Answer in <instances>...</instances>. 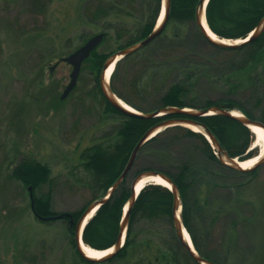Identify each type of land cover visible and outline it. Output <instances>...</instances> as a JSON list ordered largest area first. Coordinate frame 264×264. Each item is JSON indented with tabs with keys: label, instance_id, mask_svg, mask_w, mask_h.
Returning a JSON list of instances; mask_svg holds the SVG:
<instances>
[{
	"label": "trees",
	"instance_id": "trees-1",
	"mask_svg": "<svg viewBox=\"0 0 264 264\" xmlns=\"http://www.w3.org/2000/svg\"><path fill=\"white\" fill-rule=\"evenodd\" d=\"M200 1L171 0L168 20L161 33L151 43L162 51H159L157 57H152L150 54L145 57L144 53L149 48L145 47L119 61L111 76V90L124 102L145 114L169 107L198 111L219 107L229 111H241L247 118L259 122L260 120L246 105L234 97L245 87L232 75L264 63V32L256 40L237 47L215 45L204 35L196 22ZM32 2L39 11L45 12L47 4L43 3L44 1L32 0ZM162 4L163 0H86L84 2L85 20L91 24L104 22V30L100 32L105 33L103 43L110 36V32H114L117 40H125L124 45H119L117 49L109 52H99L100 45L84 62L79 77L80 80L81 75L86 72L90 79L91 84L86 91L88 98L94 101L100 97L108 113L120 114L123 117L115 134L106 136L108 141L88 147L82 154V167L89 175V180L85 184L91 188L92 198L77 211L55 212L52 209V179L47 165L36 161H24L12 171L14 179L22 182L24 186H32L35 212L39 220L51 222L52 219L46 221L41 217L64 215L63 219L69 224L70 243L75 247L84 264H200L177 234L173 217L175 200L173 192L163 185L154 183L147 184L140 191L129 215L124 246L117 254L100 262H92L85 259L77 249L75 225H71L68 214L76 224L92 203L108 195L109 190L126 168L134 148L153 127L167 120H191L205 126L231 158L243 162L260 154L258 146L253 145L256 135L235 118L220 114L198 116L173 113L154 118L131 116L115 109L105 98L101 88V74L105 62L116 52L143 41L153 32ZM206 18L210 30L218 37L228 40L246 39L264 19V0H209ZM189 23L194 25L192 33L182 34L178 29L179 26ZM172 24L177 28L172 34H168ZM190 36H193L192 39L206 42L219 52L242 57L236 63H229L228 70L218 77L220 85L227 87L233 97L208 98L194 95L199 81L211 78L208 70L212 64L211 61L203 62L194 58V49L189 46ZM122 67H130L135 71L132 76L124 77L126 89L131 90L130 94L136 97L153 96L150 107L146 108L134 103L129 93L127 95L125 91V93L121 91L119 74ZM169 80L171 83L165 91H162V85ZM258 81L257 78L252 79L248 87H254ZM77 87L78 84L71 93ZM260 102L261 99L257 98L256 103ZM260 122L264 124V119ZM183 142L187 145L184 153L177 149ZM137 165H141L138 170ZM259 168L260 166L248 171H238L222 163L218 150L213 148L203 134L182 126L167 128L142 146L127 178L88 221L84 229L83 241L97 250L113 247L118 240L125 208L132 195L131 186L134 179L141 172L156 171L167 175L176 185L181 198L183 224L201 257L215 264H253L252 260L255 257H246L247 249L240 246L238 227L242 225L246 232H250L252 222L254 223L258 218L257 207L253 202L243 200V191L238 187H234L237 193L233 196L231 194L228 199L220 197L221 199L217 200L212 198V194L215 195V191L219 189L231 190L226 176L252 178L257 175ZM47 184L50 187L47 193L41 196L35 194V191ZM246 208L250 210L248 213H245ZM228 215H233L231 220L233 229L225 234L227 238L219 252L205 249L202 233L199 234L197 230L201 227L200 222L205 218L216 222L222 216ZM138 222L151 225L150 234L164 238L154 263L148 260L147 256L142 255V246H149L152 240L139 243L136 234ZM162 224L169 227L167 235L164 236L160 229L155 227ZM254 250L255 248L253 252Z\"/></svg>",
	"mask_w": 264,
	"mask_h": 264
},
{
	"label": "rangeland",
	"instance_id": "rangeland-1",
	"mask_svg": "<svg viewBox=\"0 0 264 264\" xmlns=\"http://www.w3.org/2000/svg\"><path fill=\"white\" fill-rule=\"evenodd\" d=\"M42 1L47 4L45 12L39 11L32 0H0V264H84L70 243L68 222L64 219L39 220L31 206L29 187L32 186H24L14 179L12 171L24 161L47 165L52 179V209L55 212L77 211L93 196L91 188L85 184L89 175L82 167L83 152L108 141L106 136L115 134L123 120L120 114L108 113L100 97L92 101L86 96L91 84L86 72L81 75L77 89L65 100L61 99L72 71L61 59L104 30V22L91 24L85 20L83 5L86 0ZM193 27L189 23L178 29L189 35ZM176 28L172 24L167 33L172 34ZM192 38L190 36L189 46L194 49V58L212 64L208 70L211 78L199 81L194 95L233 97L227 87L220 85L218 77L228 70L229 63H236L242 57L219 52L206 42ZM124 43V39L117 40L114 32H110L98 51L109 52ZM149 45L144 56L157 57L162 50L157 45ZM52 67H55L53 71ZM133 74V68L122 67L119 88L129 93L134 103L148 108L153 96L136 97L124 86L125 78ZM232 76L245 87L234 97L262 121L264 63ZM254 78L258 83L248 87ZM109 83L111 86V78ZM170 83V80L164 83L161 90L165 91ZM257 98L261 99L259 104ZM186 146L183 142L177 149L184 153ZM258 148L261 152V146ZM140 167L137 165L136 169ZM226 179L231 190H216L212 198L228 199L237 193L234 187H238L243 191V200L257 207L258 218L252 222L250 232L240 225L238 235L240 246L247 249L245 256L255 257L253 264H264V163L255 177L226 176ZM49 188L48 184L44 185L35 194L41 196ZM249 211L246 208L245 213ZM232 217L222 216L216 222L205 218L200 222V229H196L202 233L205 249L219 252L227 238L225 234L233 229ZM136 227L139 243L152 240L149 246L143 245L141 251L154 263L164 238L150 234L151 225L144 222H138ZM155 227L163 236L167 235L169 227L166 224ZM254 248L258 250L253 252Z\"/></svg>",
	"mask_w": 264,
	"mask_h": 264
},
{
	"label": "water",
	"instance_id": "water-1",
	"mask_svg": "<svg viewBox=\"0 0 264 264\" xmlns=\"http://www.w3.org/2000/svg\"><path fill=\"white\" fill-rule=\"evenodd\" d=\"M208 1L209 0H201L200 1V4H199L198 9H197L196 22H197L198 26L200 27V29L202 30V32L204 33V35L215 45H218L221 47H237V46H240L242 44L249 43V42L256 40L264 32V19H263L262 22L260 23V25L246 39H244V41L241 43H237L238 41L228 40V39H224V38H220V37H218V39L220 41L213 40L211 38V36L209 35V33L207 32V29L205 28V26L203 24V18H205V21L208 25L207 18H206V8H207ZM170 6H171V0H163L162 9H161L156 27L153 30V32L146 39H144L143 41H141L137 44H134L133 46H130L128 48H125L121 51L116 52L111 57H109L107 59V61L105 62V65H104V68H103V71L101 74V88H102L103 94H104L105 98L107 99V101L115 109H117V110H119V111H121L127 115H131V116L154 118V117H159V116L168 115V114H172V113L173 114H192V115H198V116L220 114V115L232 117V118L239 120L242 124H244L246 127H248L254 134H256V133L253 131V129H252L253 127H258V128H261L264 130V124L263 123L258 122V121H253L241 113H240L241 116H236V115H234V111L221 109L219 107H212L210 109H206V110H202V111H198V110H194V109H188V108L169 107V108L159 109V110L154 111V112L149 113V114H145L143 112L138 111L135 108L134 109L136 110V112L129 111L121 105L119 100H122V99L119 98L114 92H112L111 86L109 83L110 81H108V82L106 81L107 70L112 65H114V69H115L116 64L119 61H121L123 58H125L128 55H132L135 52L141 50L142 48L151 44L156 39V37L163 30L166 21L168 20ZM162 15H163L162 21L159 23ZM208 28H209V25H208ZM104 38H105V33L96 34V35L92 36L91 38H89L81 47L76 49L70 55L61 59L62 62L67 63L72 67V71L70 73V81H69L68 85L66 86V88L64 89V92L61 96L62 100H65L71 94V92L75 89V87L78 84V80H79L84 62L88 58H90L92 52H94L103 43ZM226 42H232V43H226ZM54 68L55 67H52L51 71H53ZM175 126H182V127H186V128H189L188 126H195V127L202 128L204 130V132H198V133L203 134L209 140V142L212 144L213 148H216L218 150L219 158L222 161V163H224L225 165H228V166H230V167H232L238 171L252 170V169H255V168L261 166L264 163V157H263L253 168L245 169L244 167H242L241 161H239L238 159H234V158L229 157L227 155V153H225L223 151V149L220 147V145L217 142V140L215 139V137L211 134L210 131L207 130V128L205 126L198 124L194 121L173 119V120H167V121H164V122L158 124L157 126L150 129L142 137V139L139 141V143L136 145V147L134 148V150L131 154V157L129 159V162H128L126 168L124 169L123 173L121 174L119 179L116 181V183L113 185V187L109 190L108 195L106 197H104L103 199L95 201L94 203H92L87 208V210L83 213V215L79 219V221L77 222V224L75 226V232H74L76 244H77V249H78L79 253L85 259L92 261V262H100V261H103V260H106V259L113 257L115 254H117L120 251L121 248H123L125 240H126L127 231H128V221H129V215H130L131 209H132L133 205L135 204L140 191L147 184L144 185L140 189V191H138V192H137V185L145 178H156V177H158L170 185V187L168 186L167 188H169L175 196L174 209H173L174 224H175V228L177 230V234H178L179 238L181 239V241L183 242L184 246L191 253V255L194 257V259L197 262H199L200 264H215V263L201 257L199 255L198 251L197 250L194 251L191 248V245L189 243H187V241L185 240L184 232H185V230L187 231V229L185 228L183 221H182V204H181V198H180L179 191H178L176 185L173 183V181L167 175L160 173V172H156V171L141 172L134 179L132 186H131L132 195H131V198L127 204V209L125 211V214H124V217H123V220L121 223V228H120L118 240L113 247L109 248V249H113V252L110 253L109 255L103 257L102 259L96 260V259L89 258L84 253V251L82 249V243H84L83 233H84V229L88 223V221L86 223H85V221H86L87 217L89 216V214H91L93 211H97L101 205L106 203L108 201V199L110 198V196L112 195V193L114 192V190L117 189L123 183V181L127 178L131 169L133 168V165H134L135 160L137 158L138 152L140 151L142 146L145 145L149 140H151L153 137H155L161 131H163L167 128H170V127H175ZM189 129H191V128H189ZM192 131H194V130H192ZM194 132H196V131H194ZM148 184H151V183H148ZM29 191H30V198L32 201V203H31L32 210H33L34 214L37 215V213L35 212V204H34V200H33L34 196H33V192H32V187H29ZM68 216L70 217L71 225H74L75 221L71 218L70 214H68ZM41 218H43L46 221H48L50 219L57 220V219H63L64 215L62 214V215H56V216H50V217H41ZM109 249L101 250V251H107Z\"/></svg>",
	"mask_w": 264,
	"mask_h": 264
},
{
	"label": "bare ground",
	"instance_id": "bare-ground-1",
	"mask_svg": "<svg viewBox=\"0 0 264 264\" xmlns=\"http://www.w3.org/2000/svg\"><path fill=\"white\" fill-rule=\"evenodd\" d=\"M162 18H163V15L159 21V23L162 21ZM203 24L205 26V28L207 29V32L209 33V35L211 36V38L215 41H220L217 37V35H215L214 33H212L210 31V29L208 28V25L205 21V18H203ZM244 40H239L237 43H241L243 42ZM226 43H232V42H226ZM114 71V65H112L108 70H107V73H106V81H110V78L112 76V73ZM121 105L129 110V111H133V112H136V110L131 107L129 104L125 103L123 100H119ZM234 115L236 116H241V114L237 111H234ZM189 128H191L192 130L196 131V132H204V130L200 127H195V126H188ZM253 131L256 133V146H261V152L259 154V156L257 157H254L252 159H249L247 161H243L241 162V165L242 167H244L245 169H251L253 168L263 157H264V130L261 129V128H258V127H253L252 128ZM148 183H154V184H159V185H163L165 187H170V185L168 183H166L165 181H163L161 178H145L143 179L138 185H137V192L140 191V189L148 184ZM127 209V206L125 208V211ZM96 211H93L91 214H89V216L87 217L85 223L87 221H89L95 214ZM184 235H185V240L187 241V243H189L191 245V248L196 251L195 249V246L193 244V241L191 239V236L189 235V233L185 230L184 232ZM82 249L84 251V253L89 257V258H92V259H102L103 257L109 255L110 253L113 252V249H109L107 251H101V250H97L89 245H87L86 243H82Z\"/></svg>",
	"mask_w": 264,
	"mask_h": 264
}]
</instances>
